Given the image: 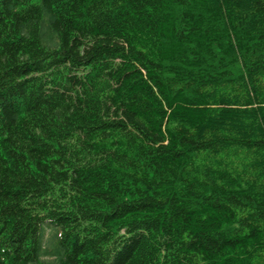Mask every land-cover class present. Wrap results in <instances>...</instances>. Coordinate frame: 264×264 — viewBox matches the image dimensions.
<instances>
[{
	"label": "trees",
	"instance_id": "obj_1",
	"mask_svg": "<svg viewBox=\"0 0 264 264\" xmlns=\"http://www.w3.org/2000/svg\"><path fill=\"white\" fill-rule=\"evenodd\" d=\"M0 264H264V0H0Z\"/></svg>",
	"mask_w": 264,
	"mask_h": 264
},
{
	"label": "rangeland",
	"instance_id": "obj_2",
	"mask_svg": "<svg viewBox=\"0 0 264 264\" xmlns=\"http://www.w3.org/2000/svg\"><path fill=\"white\" fill-rule=\"evenodd\" d=\"M48 233H50V231H48Z\"/></svg>",
	"mask_w": 264,
	"mask_h": 264
}]
</instances>
